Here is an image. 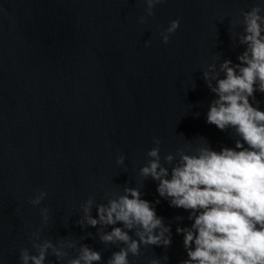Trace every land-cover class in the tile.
Masks as SVG:
<instances>
[{
  "label": "water",
  "instance_id": "1",
  "mask_svg": "<svg viewBox=\"0 0 264 264\" xmlns=\"http://www.w3.org/2000/svg\"><path fill=\"white\" fill-rule=\"evenodd\" d=\"M257 4L264 16V0H164L153 16L143 0H0V264H21L20 250L35 254L32 244L44 240L67 252L57 260L49 249L45 264H67L82 245L101 253L94 264H107L125 245L100 236L123 225L92 227L84 206L91 198L98 218L97 206L125 188L138 189L171 229L170 246L141 245L130 264L188 259L177 228H191L189 212L141 168L155 147L170 177L181 152L205 141L217 151L235 146L233 129L207 123L217 97L204 72L215 65V87L225 60L240 63L242 13ZM172 20L180 26L164 43ZM254 95L264 110V93ZM40 191L46 197L31 204ZM125 230L139 239L138 229Z\"/></svg>",
  "mask_w": 264,
  "mask_h": 264
},
{
  "label": "clouds",
  "instance_id": "2",
  "mask_svg": "<svg viewBox=\"0 0 264 264\" xmlns=\"http://www.w3.org/2000/svg\"><path fill=\"white\" fill-rule=\"evenodd\" d=\"M147 5V16H153V9L164 0H143ZM259 4L243 12L244 35L240 43L246 50L238 57L240 63L232 66L231 60H225L220 70L224 78L216 80L215 65H209L204 72L208 87L216 94L207 113V123L219 130L233 129L238 137L232 148L223 147L213 150L205 141L194 154L181 152L180 161L172 168L171 175L159 161V147L152 148L147 155L153 157L141 168V175L151 176L159 181L157 191L161 197L170 198L171 206L189 212L191 228H177L184 234V247L188 259L181 264H264V110L254 106L249 98L255 99V93H264V16ZM140 23L145 22L140 17ZM180 26L179 20H172L161 33L164 43ZM150 43V42H149ZM198 115V114H196ZM159 145L160 140H155ZM123 156L117 163H123ZM171 154L165 156L171 162ZM125 194L109 199L107 205L97 206V217L90 215L93 200L85 206V219L88 225L113 227L110 232L100 236L103 243H122L119 251L113 252L107 264H130L129 254L140 255L141 245L167 247L171 238L165 237L170 227H165L147 200L141 199L138 189L125 188ZM47 193L40 191L30 200L39 205ZM48 209H41V215L47 221ZM138 229V240L132 239L127 230ZM157 229H161L156 233ZM36 235V234H34ZM38 239V235H37ZM73 247V244H69ZM35 254L28 248L20 250L21 264H45L51 249L52 255L60 260L67 255L62 248L56 247L50 240L33 243ZM101 253L82 245L79 254L68 260L67 264H94L101 261ZM167 259V257H166ZM151 264H160L152 260Z\"/></svg>",
  "mask_w": 264,
  "mask_h": 264
}]
</instances>
